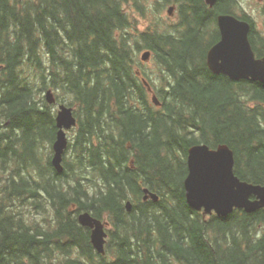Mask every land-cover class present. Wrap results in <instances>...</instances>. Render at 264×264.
Segmentation results:
<instances>
[{
    "label": "trees",
    "instance_id": "trees-1",
    "mask_svg": "<svg viewBox=\"0 0 264 264\" xmlns=\"http://www.w3.org/2000/svg\"><path fill=\"white\" fill-rule=\"evenodd\" d=\"M234 11L224 0H0V264H263L264 209L205 218L183 186L198 144L227 145L235 176L264 186V84L206 66L216 13ZM146 51L158 86L138 68ZM58 104L77 122L60 173ZM83 212L109 225L103 255Z\"/></svg>",
    "mask_w": 264,
    "mask_h": 264
},
{
    "label": "water",
    "instance_id": "water-1",
    "mask_svg": "<svg viewBox=\"0 0 264 264\" xmlns=\"http://www.w3.org/2000/svg\"><path fill=\"white\" fill-rule=\"evenodd\" d=\"M217 0H205L212 7ZM174 8L167 10L169 15ZM220 40L206 54V66L215 75H224L232 81L249 80L264 84V56L255 58L248 41L247 23L237 20L231 15L217 18ZM150 53L141 55L142 61L149 59ZM147 90L149 84L143 79ZM48 103H53L52 95L46 92ZM152 102L159 105L152 95ZM264 110V104H263ZM57 128L52 143L51 165L60 173L63 170L62 156L67 148L66 131L76 125L71 107L58 105L55 116ZM187 175L183 181L185 198L194 211L203 210L205 214L214 212L216 216H226L233 209H242L245 213H253L264 208V186L240 181L234 174V157L230 148L218 145L211 149L205 144L193 145L187 150ZM143 201H157L158 196L147 189L143 190ZM131 203L126 202L129 212ZM78 224L90 230L89 240L93 249L104 254L106 232L102 221L83 212L77 216Z\"/></svg>",
    "mask_w": 264,
    "mask_h": 264
},
{
    "label": "flooded vegetation",
    "instance_id": "flooded-vegetation-1",
    "mask_svg": "<svg viewBox=\"0 0 264 264\" xmlns=\"http://www.w3.org/2000/svg\"><path fill=\"white\" fill-rule=\"evenodd\" d=\"M232 1L235 9L233 13L230 14V13L218 12L215 15L216 28L219 34V39H220V32L217 27V18L221 15H231L237 20L248 24L249 29L247 36L251 49L254 51L255 57L257 58L262 57L264 55V0H257L258 10L245 9L242 0H226V1L224 0V2H232ZM229 243L230 241H228L225 247H232L233 244L231 243L229 245ZM243 247H246V245L244 244Z\"/></svg>",
    "mask_w": 264,
    "mask_h": 264
},
{
    "label": "rangeland",
    "instance_id": "rangeland-1",
    "mask_svg": "<svg viewBox=\"0 0 264 264\" xmlns=\"http://www.w3.org/2000/svg\"><path fill=\"white\" fill-rule=\"evenodd\" d=\"M244 8L245 9H254V10H258V3L257 0H242ZM167 8L164 10V14L166 13ZM174 16V14H173ZM140 26L144 27L145 26V22L142 20L140 22ZM138 68L143 71L145 74H147L149 76V79L155 84V86H158L159 80L157 79V74L155 71V66L153 65L152 61H142L140 59V54L138 55ZM220 82V86L223 88H225V82L224 81H219ZM212 85V84H211ZM54 95V93H53ZM57 109V107H55V110ZM74 109V108H73ZM56 114V111H55ZM75 129V128H74ZM71 129L69 131H67L66 136H67V140L70 141L72 139V137L74 136V132L75 130ZM69 155V152L67 151L66 156ZM205 218H208V216H205ZM109 228V225L105 222V229L107 230Z\"/></svg>",
    "mask_w": 264,
    "mask_h": 264
}]
</instances>
